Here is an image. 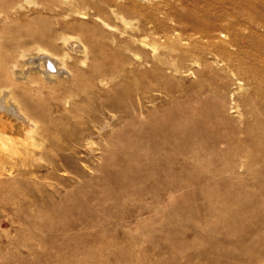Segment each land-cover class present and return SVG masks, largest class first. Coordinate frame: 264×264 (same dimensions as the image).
<instances>
[{
	"label": "rangeland",
	"instance_id": "1",
	"mask_svg": "<svg viewBox=\"0 0 264 264\" xmlns=\"http://www.w3.org/2000/svg\"><path fill=\"white\" fill-rule=\"evenodd\" d=\"M2 1L0 264H264V0Z\"/></svg>",
	"mask_w": 264,
	"mask_h": 264
},
{
	"label": "bare ground",
	"instance_id": "2",
	"mask_svg": "<svg viewBox=\"0 0 264 264\" xmlns=\"http://www.w3.org/2000/svg\"><path fill=\"white\" fill-rule=\"evenodd\" d=\"M1 2H3L2 0L0 1V3ZM5 4V3H4ZM2 7V6H1ZM132 11V10H131ZM125 18V17H124ZM121 19H122V17H121ZM35 35L36 34H38L37 32H33ZM39 34H42V33H39ZM38 34V35H39ZM89 40H91V39H89ZM14 41V40H13ZM86 42V41H85ZM90 42V41H89ZM91 43H93V41L91 42ZM90 43V44H91ZM1 46V45H0ZM92 46H93V44H92ZM91 49V46L89 45V43L88 44H86V43H84L83 45H82V47H81V51L83 52V53H88L89 52V50ZM39 51L40 52H42L41 53V55L40 56H42L43 57V59H44V66H46V68L48 69V67L49 68H51V70L52 69H55V71H57L56 69H57V62L55 61V59L52 57V55L51 54H48L45 50H43V49H39ZM91 52H93L92 51V49H91ZM98 71H99V68L97 67V66H93V75H94V77L96 78V79H98L99 80V82L100 83H102V84H106V82H107V80H106V78H104L101 74H99L98 73ZM50 73V72H49ZM49 76H54L52 73H50V74H48ZM78 75H80V74H78ZM82 75V74H81ZM84 76V75H83ZM82 76V77H83ZM86 78V77H85ZM79 80H81V79H78L77 77H76V79H75V81H79ZM84 80V79H83ZM82 80V83L84 82ZM94 80V79H93ZM110 81V80H109ZM88 83V82H87ZM89 83H91V82H89ZM88 83V84H89ZM76 84V83H75ZM85 83H83V85H84ZM86 85V86H83L84 87V89L85 88H87V86L89 87V85ZM94 84V83H93ZM92 84V85H93ZM78 85H82L81 84V82H80V84H78ZM74 86V85H73ZM77 86V85H76ZM3 86H1V88H2ZM75 87V86H74ZM74 87H72V88H74ZM83 87H81L82 88V90H81V88L80 89H76L77 87H75V91H71L72 93L71 94H69V96H68V98H67V100L65 101V103H70V104H76L77 102V99L78 98H81V97H83V98H85V96H84V93H83ZM72 88H71V90H72ZM68 90H69V88H68ZM70 91V90H69ZM84 91H86V90H84ZM8 96L10 95V94H7ZM66 96V95H65ZM76 102V103H75ZM3 103V104H2ZM5 103V104H4ZM44 104V103H43ZM44 106V105H43ZM42 106V107H43ZM42 107H41V103L40 102H32L31 100H29V99H22V101H19V100H17L14 104H10V105H8V101H7V99H6V97L5 96H3L2 97V99H0V112H6V113H8L9 115H13V116H15V117H17V118H19L21 121H23L25 124H28L27 126L29 127H31V126H33V124H34V122L36 121V120H42V119H46L47 118V114H48V112L46 113L43 109H42ZM5 114V113H4ZM2 117H0V119H1ZM159 122V121H158ZM160 124V123H159ZM163 125V124H162ZM152 126H154V124L152 125ZM161 126V125H160ZM160 128V127H159ZM158 131V130H157ZM161 132V131H160ZM159 132V133H160ZM155 133H153V135H154ZM161 134V133H160ZM157 135V134H156ZM158 136H159V134H158ZM118 145V144H117ZM149 147V146H148ZM124 149V148H123ZM132 165H130V167H131ZM128 168V167H127ZM133 244V243H132ZM132 247V246H131ZM103 258V257H102ZM108 259V258H107Z\"/></svg>",
	"mask_w": 264,
	"mask_h": 264
}]
</instances>
